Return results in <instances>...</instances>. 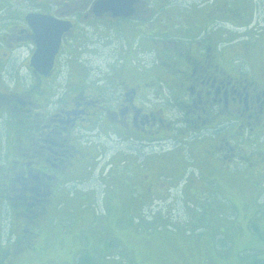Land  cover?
<instances>
[{"label":"flooded vegetation","instance_id":"flooded-vegetation-1","mask_svg":"<svg viewBox=\"0 0 264 264\" xmlns=\"http://www.w3.org/2000/svg\"><path fill=\"white\" fill-rule=\"evenodd\" d=\"M96 2L0 0V77L20 63L29 78L0 80V117L11 120L6 134L19 139L8 143L12 158L0 162V204L8 200L21 225L12 249L4 250L0 233L1 264H14L23 242L32 247L63 174L77 168L76 130L99 144L120 130L153 144L200 142L198 159L224 179L244 163L256 165L250 155L264 168V152L248 145L264 133V30L249 32L252 0H125V16H97ZM48 39L42 55L56 51L43 74L46 60H31ZM154 155L148 164L170 165ZM151 175L139 180L143 199L154 195Z\"/></svg>","mask_w":264,"mask_h":264},{"label":"rangeland","instance_id":"rangeland-1","mask_svg":"<svg viewBox=\"0 0 264 264\" xmlns=\"http://www.w3.org/2000/svg\"><path fill=\"white\" fill-rule=\"evenodd\" d=\"M252 4L249 32L254 35L264 30V0H252ZM148 49L142 46L141 50ZM15 58L21 60L19 56ZM16 65L15 70L4 74L8 77H0L2 83L16 77L19 80L18 76L20 82L29 79L25 68L19 67L20 63ZM8 89H12L11 82ZM9 121L0 117V141L5 143L0 151L2 163L12 158L8 143L19 141L11 130L6 134ZM124 133L125 130L110 136L107 133L98 138L102 142L96 147L86 133L80 136L79 131L73 132L80 150L75 156L77 168L63 174V189L57 192L54 205L46 208L32 247L23 242L19 249L23 251L18 252L22 254L13 260L14 264H248L255 256L264 259V180H260L264 168L250 175L249 187L245 188L228 182L198 159L204 155L200 142L190 148L195 155L190 158L186 143H168L172 146L158 152L145 135L138 137L142 141H136L130 133ZM258 144L264 145V137ZM258 144L254 145L256 149L261 147ZM51 151L57 153L55 159L63 158L61 151ZM97 152L101 158L95 161ZM154 152L153 157L159 156L171 166H161L150 176L155 180L151 187L154 195L143 199L144 187L138 189L139 194L131 192L145 178L141 175L148 173L152 166L149 158ZM172 157L176 158L175 166ZM252 160L256 165L263 163L256 155ZM93 165H97L96 169ZM256 165L248 166L249 173ZM8 167L12 173L17 171ZM162 172L176 179H159ZM127 181L129 185H125ZM14 186L19 187L17 182ZM139 202L143 206L140 210ZM11 215L10 202L5 200L0 204L4 250L14 248L13 228L21 231L17 218ZM19 234L18 237L27 235Z\"/></svg>","mask_w":264,"mask_h":264},{"label":"trees","instance_id":"trees-1","mask_svg":"<svg viewBox=\"0 0 264 264\" xmlns=\"http://www.w3.org/2000/svg\"><path fill=\"white\" fill-rule=\"evenodd\" d=\"M177 105V104H176ZM260 137H264V134L262 133V132H260L259 134H256V136H255V139H258L259 140V138ZM255 139H253V140H251L249 143H248V145L250 144V143H252V142H254L253 144H250V146H249V149H252V148H255L256 149V146H254V145H256V144H258V141H256ZM183 142H185V143H187L188 144V141L187 140H182ZM94 144V146H96L97 147V144H99V143H93ZM258 145H260L261 147H264V145H261V144H258ZM247 146V145H246ZM179 148H181L180 146H179ZM97 151H99V149L97 148ZM256 151L257 152H261V151H263L264 152V148L263 149H256ZM98 153V152H97ZM98 155H99V153H98ZM250 156H252V155H250ZM98 157V156H97ZM192 160V159H191ZM95 161H96V157H95ZM135 161H136V159H135ZM159 162H157V164H155V165H159L158 164ZM193 164V163H192ZM195 164V163H194ZM173 165L175 166L176 164H174V162H173ZM258 165V164H257ZM254 166V169H253V172H251V173H249V170H248V164L247 163H244L243 165H242V167L234 174V176H230V177H227L226 179L228 180V182H230V183H236L237 185H240V186H244L245 188H247V187H249L247 184H248V180H249V178H250V175L251 174H256L257 175V170H258V168H262V166ZM95 166L96 165H94V166H92L94 169H95ZM195 166V165H194ZM158 170H161V166H151L150 168H149V171H148V173H152V175L154 174V173H157L158 172ZM183 171V170H182ZM182 171L180 172V176H181V174H182ZM198 172H199V169H198ZM229 176V175H228ZM162 177H165V178H168V177H171V176H169V174H166L165 172H164V174H162ZM161 177V178H162ZM172 179H176V177L174 178V177H171ZM259 178H260V176H259ZM260 180L262 181V180H264V176H262L261 175V178H260ZM257 183L259 182V181H256ZM139 184V183H138ZM138 184L137 185H135V187H134V189H135V192H136V194H139V190H140V186H138ZM255 185V187H256V184H254ZM254 185H252V186H250V187H253ZM247 186V187H246ZM139 189V190H138ZM67 190V189H66ZM66 194V193H65ZM56 201V200H55ZM143 206L140 204V202H139V206H138V209L140 208H142ZM139 209V210H140ZM45 218V217H44ZM43 218V219H44ZM42 222V221H41ZM40 225H41V223L39 224V227H40ZM39 227H37V229L39 228ZM35 230H36V227H35ZM248 261V260H247ZM249 262V261H248ZM247 262V263H248ZM248 264H264V259H262V258H259V257H257V256H255V258L253 259V260H250V263H248Z\"/></svg>","mask_w":264,"mask_h":264},{"label":"water","instance_id":"water-1","mask_svg":"<svg viewBox=\"0 0 264 264\" xmlns=\"http://www.w3.org/2000/svg\"><path fill=\"white\" fill-rule=\"evenodd\" d=\"M124 1L125 0H97L96 4L94 6V11L96 12L95 15H100V14H103L107 11H110L111 14H113L114 16L128 15L129 11L126 10V12H125V9H124V7H125V5L123 3ZM55 48H56V45H54V47L52 48L53 49L52 52L48 55H42L43 54L42 46H39V49H36V52L34 53V56H33L31 61L33 63L36 62V64H37V63H43L44 60H46L45 69H41V70L38 69L39 73L46 74L47 70H49V67L52 64L53 54L56 51Z\"/></svg>","mask_w":264,"mask_h":264},{"label":"bare ground","instance_id":"bare-ground-1","mask_svg":"<svg viewBox=\"0 0 264 264\" xmlns=\"http://www.w3.org/2000/svg\"><path fill=\"white\" fill-rule=\"evenodd\" d=\"M48 41L49 42L47 44H44L42 46V52H43V54H46L48 52V50L50 48V43H53V39H49Z\"/></svg>","mask_w":264,"mask_h":264},{"label":"crops","instance_id":"crops-1","mask_svg":"<svg viewBox=\"0 0 264 264\" xmlns=\"http://www.w3.org/2000/svg\"><path fill=\"white\" fill-rule=\"evenodd\" d=\"M264 147H260V149H263Z\"/></svg>","mask_w":264,"mask_h":264}]
</instances>
